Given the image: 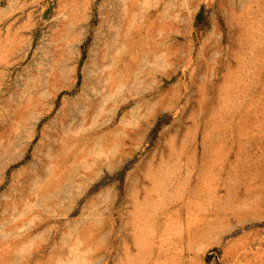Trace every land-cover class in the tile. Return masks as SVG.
<instances>
[{"label": "rangeland", "instance_id": "1", "mask_svg": "<svg viewBox=\"0 0 264 264\" xmlns=\"http://www.w3.org/2000/svg\"><path fill=\"white\" fill-rule=\"evenodd\" d=\"M0 264H264V0H0Z\"/></svg>", "mask_w": 264, "mask_h": 264}]
</instances>
